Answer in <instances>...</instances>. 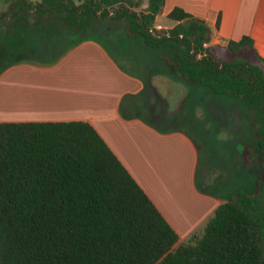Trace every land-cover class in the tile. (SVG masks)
<instances>
[{
	"label": "trees",
	"instance_id": "obj_1",
	"mask_svg": "<svg viewBox=\"0 0 264 264\" xmlns=\"http://www.w3.org/2000/svg\"><path fill=\"white\" fill-rule=\"evenodd\" d=\"M0 23L22 13L47 24L59 21L79 38L110 18L130 38L166 53L170 75L235 97L252 116L254 142L264 167V61L248 37L218 56L209 25L181 8L176 23L157 31L165 0H149L143 13L120 0H4ZM186 105V100L182 106ZM179 236L98 132L88 123L0 124V264H264V178L255 191L229 195L204 234L178 245Z\"/></svg>",
	"mask_w": 264,
	"mask_h": 264
},
{
	"label": "crops",
	"instance_id": "obj_2",
	"mask_svg": "<svg viewBox=\"0 0 264 264\" xmlns=\"http://www.w3.org/2000/svg\"><path fill=\"white\" fill-rule=\"evenodd\" d=\"M0 1V10L7 11L10 4ZM148 5L149 0L143 12ZM175 8L209 25L212 38L207 48L216 55L226 54L230 42L248 37L254 44L251 52L264 61V0H165L155 29L175 27L168 18ZM160 17L173 26L157 24ZM32 19L36 18L19 13L0 23V63L8 62L0 67V124H90L176 231L178 245L195 235L201 237L229 196L223 199L199 188L198 143L185 129L163 127L164 121L184 111L187 101L182 106L183 99L174 111H168L165 93H160L157 85L161 73L136 59L151 48L127 33L122 48L104 35L139 69L134 72L97 37L88 34L79 38L61 23ZM46 44L63 48V53L46 63L30 62L29 52L39 54ZM155 58L166 66L163 76L167 84L171 77L166 54ZM160 110L164 113L161 117ZM200 134L208 138L211 131L203 127Z\"/></svg>",
	"mask_w": 264,
	"mask_h": 264
},
{
	"label": "rangeland",
	"instance_id": "obj_3",
	"mask_svg": "<svg viewBox=\"0 0 264 264\" xmlns=\"http://www.w3.org/2000/svg\"><path fill=\"white\" fill-rule=\"evenodd\" d=\"M32 1L39 2L40 0ZM147 1L120 0V3L108 6L107 10L110 12V16H113L122 7L132 11L135 9L137 12L142 13ZM1 6H3L2 1H0ZM32 20L39 22L37 19ZM159 22L157 24L163 27L165 25L168 27L173 26V23L164 17H160ZM56 23L60 22L56 21ZM125 29V22L112 21L107 18L98 21L89 35L97 37L126 69L138 72L139 69L129 64L111 40L104 36L108 35L116 44L119 43L122 48L126 44L124 40L126 39ZM157 31L166 32L168 30L161 29ZM69 33L71 34V32ZM73 41L74 39L70 42ZM148 52L138 54L136 59L161 73L156 77L157 85L159 86V92L165 93L164 98L167 99L168 111H174L183 99L187 101L184 111L168 120V122L164 121L163 127L166 129H185L198 143L201 151L198 170L199 188L223 199L236 193L241 188L255 191L257 182L264 178V167L259 155L256 153L254 154V163L246 166L245 158L247 155L245 154H249L247 147L252 146L254 135L252 132V116L243 107L242 102L231 96H217L209 89L200 86L175 82L173 80L175 77L170 73L171 78L167 79V84H164L163 72L165 73L167 69L164 63L156 61L155 56L161 55L162 52L166 53L154 49H150ZM61 53H63V48L46 44L39 54L29 52L28 59L30 62L46 63ZM241 56L255 63L260 62V59L250 50H244ZM5 65H8V62L0 63V67ZM158 115L161 117L164 113L160 110ZM203 127L211 131L208 138H203L200 134Z\"/></svg>",
	"mask_w": 264,
	"mask_h": 264
},
{
	"label": "built area",
	"instance_id": "obj_4",
	"mask_svg": "<svg viewBox=\"0 0 264 264\" xmlns=\"http://www.w3.org/2000/svg\"><path fill=\"white\" fill-rule=\"evenodd\" d=\"M207 45H208V44L205 45L206 48H207Z\"/></svg>",
	"mask_w": 264,
	"mask_h": 264
}]
</instances>
